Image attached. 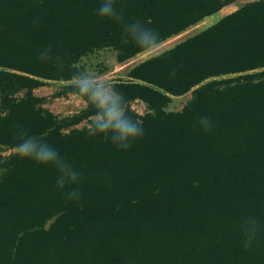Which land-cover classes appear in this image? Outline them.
I'll return each instance as SVG.
<instances>
[{
  "label": "trees",
  "instance_id": "16d2710c",
  "mask_svg": "<svg viewBox=\"0 0 264 264\" xmlns=\"http://www.w3.org/2000/svg\"><path fill=\"white\" fill-rule=\"evenodd\" d=\"M232 1L113 0L120 23L98 15L103 0H0V146L42 136L78 173L59 188L54 165L16 157L7 167L0 264H264V0L133 69L144 85L120 90L151 113L127 150L87 130L62 134L33 95L43 81H70L94 51L119 62L143 51L123 42L124 24L160 42ZM256 70L200 87L180 115L162 111L210 77ZM247 217L259 225L251 240Z\"/></svg>",
  "mask_w": 264,
  "mask_h": 264
},
{
  "label": "clouds",
  "instance_id": "9594fccd",
  "mask_svg": "<svg viewBox=\"0 0 264 264\" xmlns=\"http://www.w3.org/2000/svg\"><path fill=\"white\" fill-rule=\"evenodd\" d=\"M98 15L101 18L112 19L123 23V16L113 7V0H103ZM124 34L128 43L129 39L135 45L146 50L159 43V34L143 27L139 21L124 24ZM47 56V51L42 54ZM175 74L174 72L172 73ZM71 95L79 100L82 106L94 109L87 123L90 136H102L118 148L127 150L143 135L142 119L129 114V101L110 81L90 66L81 65L76 68L70 78ZM205 129L210 127L207 118L201 120ZM21 133L20 142L12 149L13 153L21 160H30L40 166L54 165L60 172L58 187L63 188L66 182H76L78 173L66 164L58 152L43 141V137L24 138ZM69 198H79V192L73 190L68 193ZM247 226L249 239L258 231V221L255 217H247L244 221Z\"/></svg>",
  "mask_w": 264,
  "mask_h": 264
},
{
  "label": "rangeland",
  "instance_id": "374dc122",
  "mask_svg": "<svg viewBox=\"0 0 264 264\" xmlns=\"http://www.w3.org/2000/svg\"><path fill=\"white\" fill-rule=\"evenodd\" d=\"M258 0H233L231 3L223 6L218 11L208 15L193 25L183 29L179 33L172 35L160 41L155 47L139 52L133 57L119 62L116 53L110 48L100 49L82 57L78 66H90L99 72L105 80L110 81L120 92V86L123 84H142L144 83L131 77L133 69L139 64L156 57L164 52L172 50L184 41L198 35L208 28L216 25L226 16L234 13L241 7ZM1 70V69H0ZM260 70L247 73H235L210 77L182 95H169V102L164 106L163 113L167 115H180L186 106L194 99L195 92L208 83H220L218 87L224 88L232 83H226L229 80L242 77L244 74L258 73ZM257 78V79H256ZM256 81H260L264 77H256ZM72 89L69 81H43L40 86L33 90V95L40 99V107L50 113L52 116L62 121V134H69L72 131L87 130V123L94 112V109H85L79 100L71 95ZM21 96V95H19ZM129 101V112L144 117L151 111L147 104L141 99H131ZM0 96V117L3 116ZM13 148L0 146V178L7 171V167L16 160V155L12 151ZM55 218L46 223L45 228L48 229Z\"/></svg>",
  "mask_w": 264,
  "mask_h": 264
}]
</instances>
